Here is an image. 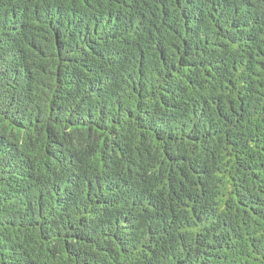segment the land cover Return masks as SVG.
<instances>
[{
	"label": "trees",
	"instance_id": "trees-1",
	"mask_svg": "<svg viewBox=\"0 0 264 264\" xmlns=\"http://www.w3.org/2000/svg\"><path fill=\"white\" fill-rule=\"evenodd\" d=\"M0 264H264V0H0Z\"/></svg>",
	"mask_w": 264,
	"mask_h": 264
}]
</instances>
